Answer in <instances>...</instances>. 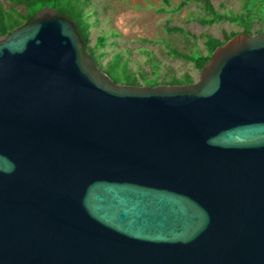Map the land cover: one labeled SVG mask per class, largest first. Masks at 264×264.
<instances>
[{
    "label": "water",
    "instance_id": "1",
    "mask_svg": "<svg viewBox=\"0 0 264 264\" xmlns=\"http://www.w3.org/2000/svg\"><path fill=\"white\" fill-rule=\"evenodd\" d=\"M82 46L49 8L0 37V264H264V32L186 85Z\"/></svg>",
    "mask_w": 264,
    "mask_h": 264
},
{
    "label": "rangeland",
    "instance_id": "2",
    "mask_svg": "<svg viewBox=\"0 0 264 264\" xmlns=\"http://www.w3.org/2000/svg\"><path fill=\"white\" fill-rule=\"evenodd\" d=\"M85 17L90 24L89 46L100 55L99 64L105 67L115 54H120L131 74L138 78L154 79L162 84L172 77L184 75L199 80L201 70L192 63L175 58L170 49L188 54H206L208 37L223 41L225 35L241 33L242 29L228 21L211 25L202 24L207 17L200 2L191 0H83ZM8 7V0H2ZM214 11L221 15L239 16L246 12L252 19L251 31L255 35L264 30L262 11L264 0H209ZM181 28L184 33L170 31ZM98 39L104 40L102 48H96Z\"/></svg>",
    "mask_w": 264,
    "mask_h": 264
},
{
    "label": "trees",
    "instance_id": "3",
    "mask_svg": "<svg viewBox=\"0 0 264 264\" xmlns=\"http://www.w3.org/2000/svg\"><path fill=\"white\" fill-rule=\"evenodd\" d=\"M200 2L205 11L208 13L207 17L201 18L202 24L211 25L216 22L223 20L230 23L237 24L241 29V33L247 37L252 36L251 31V17L244 12L239 16L221 15L214 11L209 0H191ZM164 3L168 4L167 0H163ZM85 2L83 0H8V7L4 5L0 0V37L8 35L15 28L22 27L34 21L36 14L44 9L49 8L55 12L57 16L64 17L74 22L75 28L80 35L83 46L82 51H87L91 54L94 61L97 63L98 68L103 71L115 84H121L126 86H141L138 82V78L131 74L127 67V63L123 61L120 54H115L107 65L103 68L99 64L100 55L94 54V48L89 46L90 39V24L85 17ZM170 31H177L180 33H186L181 28H170ZM264 30L258 31L256 34L263 33ZM238 33H230L225 35L223 41L208 37L205 42L206 54L202 55L198 52H190L184 54L174 49L169 50V54L175 58L192 63L198 70H202L203 67L208 63L212 52L224 45L228 40L236 36ZM104 45L103 39H98L96 48H102ZM144 86L156 87L161 85L156 78L154 79H143ZM193 83L190 76L184 75L182 79L172 77L167 82H162L163 85H186Z\"/></svg>",
    "mask_w": 264,
    "mask_h": 264
},
{
    "label": "built area",
    "instance_id": "4",
    "mask_svg": "<svg viewBox=\"0 0 264 264\" xmlns=\"http://www.w3.org/2000/svg\"><path fill=\"white\" fill-rule=\"evenodd\" d=\"M262 20H263V23H264V8H263V11H262Z\"/></svg>",
    "mask_w": 264,
    "mask_h": 264
}]
</instances>
